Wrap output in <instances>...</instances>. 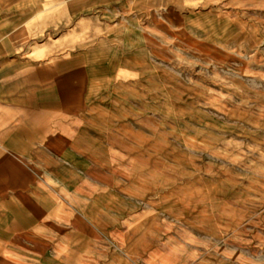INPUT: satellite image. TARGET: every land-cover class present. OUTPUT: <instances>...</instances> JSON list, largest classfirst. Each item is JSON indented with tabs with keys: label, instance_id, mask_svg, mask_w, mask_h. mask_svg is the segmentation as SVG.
<instances>
[{
	"label": "rangeland",
	"instance_id": "374dc122",
	"mask_svg": "<svg viewBox=\"0 0 264 264\" xmlns=\"http://www.w3.org/2000/svg\"><path fill=\"white\" fill-rule=\"evenodd\" d=\"M0 52L75 60L95 134L56 148L78 192L25 187L55 207L0 258L264 264V0H0Z\"/></svg>",
	"mask_w": 264,
	"mask_h": 264
},
{
	"label": "crops",
	"instance_id": "0c3cea01",
	"mask_svg": "<svg viewBox=\"0 0 264 264\" xmlns=\"http://www.w3.org/2000/svg\"><path fill=\"white\" fill-rule=\"evenodd\" d=\"M6 53L0 52V193H6L0 197V207L5 208L0 221L8 223L0 226V234L25 235L30 226L49 216L55 207V195L50 189L46 193L32 189L37 197L30 201L25 187L45 182L40 173L43 168L42 175L59 178L78 192L80 177L72 178L69 168L74 165L69 160L57 162L56 153L61 150L56 148L81 158L79 138L95 134L79 124L80 114L87 110L88 97L81 96V86L74 82L80 77L79 70L73 69L75 60L48 65L27 60L21 54ZM114 101L122 103L117 97ZM112 150L108 148L109 153ZM12 188L15 192L7 194ZM80 215L77 217L91 216L87 210ZM25 237L29 239V235ZM76 260L88 264L81 258ZM14 261L20 264L13 256L0 258V264Z\"/></svg>",
	"mask_w": 264,
	"mask_h": 264
}]
</instances>
